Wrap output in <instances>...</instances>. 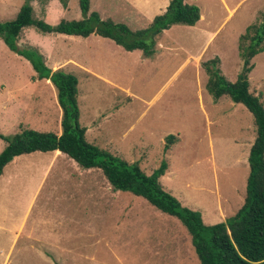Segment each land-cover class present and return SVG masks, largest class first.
<instances>
[{"label":"rangeland","instance_id":"rangeland-1","mask_svg":"<svg viewBox=\"0 0 264 264\" xmlns=\"http://www.w3.org/2000/svg\"><path fill=\"white\" fill-rule=\"evenodd\" d=\"M24 1L0 0V21L14 18ZM189 2L202 18L164 30L150 56L94 33H42L32 26L23 28L17 43L38 48L48 66L76 75L78 121L89 142L137 162L146 173L165 159L162 186L213 224L243 204L256 128L242 103L227 95L215 100L207 91L202 63L218 57L222 74L236 80L242 67L238 37L261 20L264 0ZM30 3L34 16L51 24L81 18L78 0H68L65 7L59 0ZM147 4L90 0V11L135 31L151 22ZM251 62L249 89L264 104V51ZM49 87V80L37 79L28 60L0 40V133L12 136L31 128L59 134L60 107ZM168 134L176 138L165 152ZM4 145L0 137V150ZM177 233L181 251L171 241ZM0 264L199 260L177 217L129 191L112 190L99 168H82L63 152L33 151L14 157L0 176Z\"/></svg>","mask_w":264,"mask_h":264},{"label":"trees","instance_id":"trees-1","mask_svg":"<svg viewBox=\"0 0 264 264\" xmlns=\"http://www.w3.org/2000/svg\"><path fill=\"white\" fill-rule=\"evenodd\" d=\"M65 7L68 0H59ZM81 18L60 19L51 24L34 16L30 0H25L14 18L0 21V40L11 51L24 57L35 71L37 79H47L56 89L57 102L62 110L61 133L22 128L12 136L0 133L5 145L0 150V176L14 157L33 151L59 150L85 169L99 168L111 189L129 191L146 199L163 213L177 217L190 234L191 244L199 264H264V104L249 89L248 74L253 68L252 58L264 51V12L261 20L246 26L238 37V52L242 67L236 80L229 81L222 74L219 58L202 63L208 74L206 89L215 100L223 95L242 103L253 115L255 137L249 149V172L243 204L225 221L206 224L202 214L184 204L160 183L168 168L163 159L146 173L137 162H128L89 142L86 127L79 119L78 79L62 68L52 70L44 55L34 46H18L23 28L32 26L42 33H61L86 37L91 33L110 38L126 50L140 49L144 56L153 53L155 38L173 24L194 25L200 9L188 0H169L164 11L156 14L150 24L132 31L111 19H102L90 11V0H78ZM175 135L165 137L166 152Z\"/></svg>","mask_w":264,"mask_h":264},{"label":"crops","instance_id":"crops-1","mask_svg":"<svg viewBox=\"0 0 264 264\" xmlns=\"http://www.w3.org/2000/svg\"><path fill=\"white\" fill-rule=\"evenodd\" d=\"M168 1L169 0H159L158 2H157V0H145V2H148V4L146 5V6H144V9L145 10H147V11H149V12H152L151 13V17H150V19L152 20V18L156 15V14H158V13H161L162 11H164V9H165V7H166V5L168 4ZM189 1V0H188ZM162 2V3H161ZM161 5H163V7L161 8ZM200 18H202V15H201V13H200ZM199 18V19H200ZM198 22V21H197ZM51 68H52V70H55V69H57V67L56 66H51ZM58 68H60V67H58ZM68 72V71H67ZM50 82V81H49ZM53 85V84H52ZM54 87V86H53ZM49 88H52L51 87V82H50V87ZM54 89H55V87H54ZM52 90H53V88H52ZM55 92H56V89H55ZM51 94H52V92H51ZM56 98H57V96H56ZM60 107V106H59ZM61 113H62V110H61V108H60V114L58 115V119L60 118L61 119ZM57 119V120H58ZM60 133H61V127H60V131H59ZM86 132V131H85ZM59 133V134H60ZM56 134H58V133H56ZM58 134V135H59ZM54 153L55 154H59L60 153V151L59 150H54ZM179 234H182V232H179V231H177ZM178 233H177V235L174 237V238H171V241L172 242H174L175 244H176V247H175V250H177V251H181V244H182V237L180 236V235H178ZM175 253V256H179V253H176V252H174ZM184 254V253H183ZM185 255V254H184Z\"/></svg>","mask_w":264,"mask_h":264}]
</instances>
